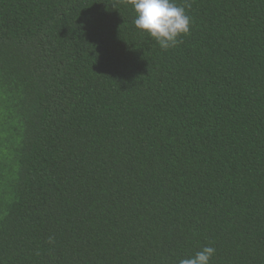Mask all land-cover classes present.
Wrapping results in <instances>:
<instances>
[{
	"label": "trees",
	"instance_id": "1",
	"mask_svg": "<svg viewBox=\"0 0 264 264\" xmlns=\"http://www.w3.org/2000/svg\"><path fill=\"white\" fill-rule=\"evenodd\" d=\"M188 3L0 0V264H264V0Z\"/></svg>",
	"mask_w": 264,
	"mask_h": 264
},
{
	"label": "clouds",
	"instance_id": "2",
	"mask_svg": "<svg viewBox=\"0 0 264 264\" xmlns=\"http://www.w3.org/2000/svg\"><path fill=\"white\" fill-rule=\"evenodd\" d=\"M135 13L134 24L146 31L164 50L176 47L183 42L182 37L190 32L191 17L186 7L188 0L177 3V0H126ZM49 242L52 238L49 237ZM216 249L204 246L193 256L181 258L179 264H211Z\"/></svg>",
	"mask_w": 264,
	"mask_h": 264
}]
</instances>
